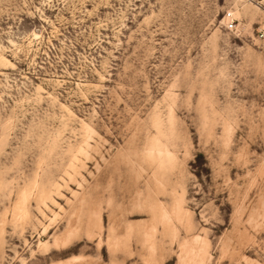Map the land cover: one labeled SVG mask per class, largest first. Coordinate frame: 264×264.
I'll use <instances>...</instances> for the list:
<instances>
[{
    "label": "rangeland",
    "instance_id": "1",
    "mask_svg": "<svg viewBox=\"0 0 264 264\" xmlns=\"http://www.w3.org/2000/svg\"><path fill=\"white\" fill-rule=\"evenodd\" d=\"M0 264H264V0H0Z\"/></svg>",
    "mask_w": 264,
    "mask_h": 264
},
{
    "label": "built area",
    "instance_id": "2",
    "mask_svg": "<svg viewBox=\"0 0 264 264\" xmlns=\"http://www.w3.org/2000/svg\"><path fill=\"white\" fill-rule=\"evenodd\" d=\"M229 17H230V15L227 16L228 20H229ZM227 28L229 30H232V28H233V21L232 20H229V23L227 24Z\"/></svg>",
    "mask_w": 264,
    "mask_h": 264
}]
</instances>
